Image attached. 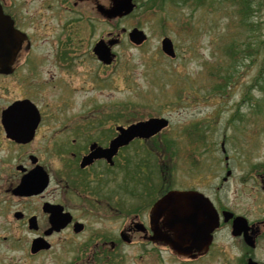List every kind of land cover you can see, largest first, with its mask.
I'll use <instances>...</instances> for the list:
<instances>
[{
  "label": "flooded vegetation",
  "instance_id": "flooded-vegetation-1",
  "mask_svg": "<svg viewBox=\"0 0 264 264\" xmlns=\"http://www.w3.org/2000/svg\"><path fill=\"white\" fill-rule=\"evenodd\" d=\"M112 3L0 0V194L14 202L10 223L23 235L13 240L32 259L60 246L64 264H126V247L169 248L158 238L172 233L165 215L153 213L155 203L171 191H195L210 200L219 223L201 251L194 249L188 255L172 252L176 264H264V215L250 220L219 197L220 188L233 174L223 144L225 175L211 196L196 185L156 183L147 172L154 166L164 177L169 158L173 167L180 161L193 168L201 164L192 145H186L183 154L176 146L174 154L165 156L162 135L170 124L166 116L126 113L128 117L120 121L113 111L76 112L60 119L57 126L53 113L46 110L48 94L42 90L50 84L77 91L69 78L79 75V57L86 52L81 37L85 18L77 16L89 8L95 16L91 14L87 23L103 21L115 28L117 18L108 19L97 9ZM75 9L81 10L64 21L63 13ZM52 13L56 26L51 23ZM115 36L108 31L88 42L87 54L99 63L98 71L115 64L112 47L120 41L111 47L114 57L110 63L99 60L94 46L100 39L107 43ZM44 72L46 78H41ZM9 84L15 88L13 95ZM154 117L167 119V126L150 137H134L111 153V143L120 134L118 127ZM262 168L264 165H258L255 170ZM256 181L264 192V174ZM237 217L241 222L233 223Z\"/></svg>",
  "mask_w": 264,
  "mask_h": 264
},
{
  "label": "rangeland",
  "instance_id": "rangeland-1",
  "mask_svg": "<svg viewBox=\"0 0 264 264\" xmlns=\"http://www.w3.org/2000/svg\"><path fill=\"white\" fill-rule=\"evenodd\" d=\"M134 2V11L116 20L115 28L111 23L92 19L91 24L87 23L95 16L89 8L77 16H83L86 24L81 31L86 52L79 57V75L69 78L77 91L50 84L42 90L48 94L46 110L53 113L57 126L60 119L76 112L113 111L120 121L131 113L136 117L166 116L170 124L162 135L167 146L165 156L174 154L176 146L182 151L192 145L190 149L200 156L201 164L193 168L180 161L173 167L169 158L164 177L156 167H150L147 172L152 180L196 185L212 196L225 175L223 158L227 154L233 174L220 188L219 197L250 220L261 219L264 192L255 182L258 175L264 174V168H255L264 165V5L254 8L243 24L231 13L227 0H204L201 5L197 0ZM80 10L63 13V20H71ZM55 14L50 15L54 26ZM133 27L147 36L140 45L128 39L127 33ZM108 31L115 32L120 41L112 47L117 61L111 68L98 71L99 63L87 54L88 42L97 41ZM165 36L173 43L174 58L160 50ZM230 44L239 51L238 55L224 54L223 49ZM246 44L253 47L251 56L242 53ZM232 60L235 66L228 68ZM43 74L41 78H46ZM9 86L13 95L15 88ZM23 90L18 87L19 92ZM126 113L128 116H124ZM135 153L131 150V154ZM203 181L207 184L203 185ZM14 207L12 199L0 194V264H64L60 246L37 258L27 257L24 248L13 240L23 235L10 223ZM157 251L126 247V264H176L168 248Z\"/></svg>",
  "mask_w": 264,
  "mask_h": 264
},
{
  "label": "water",
  "instance_id": "water-1",
  "mask_svg": "<svg viewBox=\"0 0 264 264\" xmlns=\"http://www.w3.org/2000/svg\"><path fill=\"white\" fill-rule=\"evenodd\" d=\"M134 8L133 0H113L110 7L100 6L97 9L101 15L111 19L125 17L133 12ZM128 37L131 42L141 44L146 39V34L134 27L128 32ZM118 41V38H112L106 43L100 39L93 49L99 60L110 63L114 57L111 46ZM160 46L163 53L175 57L173 43L169 37L162 38ZM167 124V119L154 117L133 123L127 128L118 127L120 134L111 143V153H115L119 146L127 144L134 137L147 138L154 135ZM153 213L165 215L166 227L172 233L161 234L159 240H163L173 252L183 255L190 254L194 249L201 251L207 247L211 240L210 233L219 223L218 214L210 200L195 191H171L165 194L155 203ZM241 219L237 217L233 223H240Z\"/></svg>",
  "mask_w": 264,
  "mask_h": 264
},
{
  "label": "trees",
  "instance_id": "trees-1",
  "mask_svg": "<svg viewBox=\"0 0 264 264\" xmlns=\"http://www.w3.org/2000/svg\"><path fill=\"white\" fill-rule=\"evenodd\" d=\"M154 1V3H157V0ZM227 2H229L231 5V13H233L235 18L241 19V22L243 24H245L246 19L251 15V12L254 8H260L261 4L264 5V0H227ZM201 4H204V0H197V5ZM252 50L253 47L251 48L248 44H246L245 49H242V53L245 56H251L253 54ZM223 52L225 55L230 57L239 54V51L236 49V47L233 46V44H230L227 48L223 49ZM233 60L228 68L232 66ZM234 66L235 65H233L232 67Z\"/></svg>",
  "mask_w": 264,
  "mask_h": 264
}]
</instances>
